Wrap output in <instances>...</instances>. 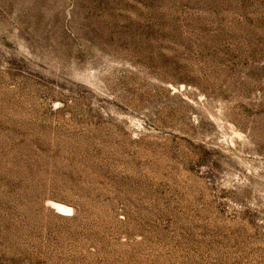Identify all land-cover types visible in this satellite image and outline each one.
Returning <instances> with one entry per match:
<instances>
[{
	"label": "rangeland",
	"instance_id": "1",
	"mask_svg": "<svg viewBox=\"0 0 264 264\" xmlns=\"http://www.w3.org/2000/svg\"><path fill=\"white\" fill-rule=\"evenodd\" d=\"M0 264H264V0H0Z\"/></svg>",
	"mask_w": 264,
	"mask_h": 264
},
{
	"label": "bare ground",
	"instance_id": "2",
	"mask_svg": "<svg viewBox=\"0 0 264 264\" xmlns=\"http://www.w3.org/2000/svg\"><path fill=\"white\" fill-rule=\"evenodd\" d=\"M48 205L52 209H54L56 212H59V213H69L72 211L68 205L60 203V202L49 200Z\"/></svg>",
	"mask_w": 264,
	"mask_h": 264
}]
</instances>
